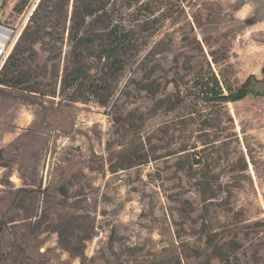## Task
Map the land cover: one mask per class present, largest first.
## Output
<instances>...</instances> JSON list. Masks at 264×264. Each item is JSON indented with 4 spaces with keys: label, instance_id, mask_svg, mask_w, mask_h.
I'll list each match as a JSON object with an SVG mask.
<instances>
[{
    "label": "rangeland",
    "instance_id": "1",
    "mask_svg": "<svg viewBox=\"0 0 264 264\" xmlns=\"http://www.w3.org/2000/svg\"><path fill=\"white\" fill-rule=\"evenodd\" d=\"M0 27V264H264V0H0Z\"/></svg>",
    "mask_w": 264,
    "mask_h": 264
},
{
    "label": "trees",
    "instance_id": "2",
    "mask_svg": "<svg viewBox=\"0 0 264 264\" xmlns=\"http://www.w3.org/2000/svg\"><path fill=\"white\" fill-rule=\"evenodd\" d=\"M40 7V3L37 5L30 21L35 17ZM92 16L91 11H87L85 15L83 16L80 23H76L74 21V17H72L71 24L67 30V41L68 44L71 46V52L70 57L72 59L73 64L80 65L85 59L86 55H84V52L86 50V47L88 46L89 42L91 41V35L88 34V31L86 29V20L89 19ZM29 30V27L27 26L24 31L22 32L20 36V40L27 34V31ZM38 30L33 32L34 38L31 39L30 43L34 44L37 43L39 40L38 37ZM115 33L111 32L109 33L107 45L104 44V46L101 51L96 56L97 60L101 61L104 60L108 65L111 67L112 64L116 61V59L113 57V54L111 53L112 49L117 45H121L122 51H123V57L119 58L118 64V70H120L123 65H125V59L127 58L128 52L132 48V35L129 31L124 30L120 35L119 39H115ZM116 40V42H115ZM124 58V59H123ZM79 69H75L73 72L74 76L72 80L67 81L66 75L62 78V85L64 88L71 89L74 92L78 91L80 88L79 84ZM71 72V73H72ZM78 73V74H77ZM260 81L255 79L253 75L249 76L245 82L239 87V89L231 94H228L226 96L216 93L214 97H211L207 100H213V101H219V102H226V103H234L237 101H240L244 99L248 95H260V91H256V84H259ZM34 92V91H29ZM264 226V221L262 223Z\"/></svg>",
    "mask_w": 264,
    "mask_h": 264
},
{
    "label": "crops",
    "instance_id": "3",
    "mask_svg": "<svg viewBox=\"0 0 264 264\" xmlns=\"http://www.w3.org/2000/svg\"><path fill=\"white\" fill-rule=\"evenodd\" d=\"M9 34H10L9 30H6V29L0 27V41L5 42L6 39H4V36H6V35L9 36Z\"/></svg>",
    "mask_w": 264,
    "mask_h": 264
},
{
    "label": "bare ground",
    "instance_id": "4",
    "mask_svg": "<svg viewBox=\"0 0 264 264\" xmlns=\"http://www.w3.org/2000/svg\"><path fill=\"white\" fill-rule=\"evenodd\" d=\"M3 49H4V46H3V45H1V46H0V51H1V50H3Z\"/></svg>",
    "mask_w": 264,
    "mask_h": 264
}]
</instances>
